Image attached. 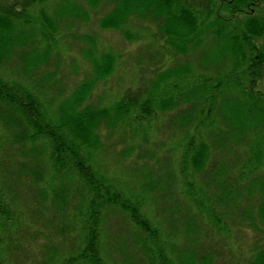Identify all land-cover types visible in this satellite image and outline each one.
<instances>
[{"label":"trees","instance_id":"obj_1","mask_svg":"<svg viewBox=\"0 0 264 264\" xmlns=\"http://www.w3.org/2000/svg\"><path fill=\"white\" fill-rule=\"evenodd\" d=\"M84 2L190 61L88 102L110 51L46 70ZM0 264H264V0H0Z\"/></svg>","mask_w":264,"mask_h":264},{"label":"rangeland","instance_id":"obj_2","mask_svg":"<svg viewBox=\"0 0 264 264\" xmlns=\"http://www.w3.org/2000/svg\"><path fill=\"white\" fill-rule=\"evenodd\" d=\"M84 3L90 14V21L88 24L78 27L77 31L78 33L84 31L87 34L92 35V37H96V42L88 43L86 40L80 41L71 38H67L68 44L65 42H59L57 50H54L51 54L49 66H46V70H48V74L51 75L53 74V71H55L57 75L56 78L61 80V84L70 88L80 81L88 71L90 72V65L85 54L88 53L91 55V52L98 54V52L110 51L115 57V68L112 74L106 79L98 80L88 102H97L101 105L107 104L109 101L118 97L126 87L134 86L135 89L139 84L141 86L148 84L156 74V72L151 70L153 68L151 65H157L164 70L171 68L175 64L178 65L190 61V54L187 56L175 55L171 58L164 57L162 61L155 59L151 64L149 63V65H141L142 67L139 66L137 62L140 55L146 60L153 53L155 55L157 53L155 49L157 47L153 37L155 27L150 24H143L144 26H140L136 19H131L126 26V29L124 28V31L100 30L97 20L108 10V8L100 6L95 9H90L86 2ZM48 6L47 3H44V8L47 12L49 11L47 10ZM72 27V31H75V24H73ZM125 30L127 31L126 34L135 35L139 37V39H127L124 37ZM52 61L58 63L57 68L51 66ZM46 70L44 68L45 72ZM68 90L69 89H67V91ZM167 142H171V139ZM122 148L123 145L119 144L117 146V151ZM128 175V171L122 172V176L126 177L125 180Z\"/></svg>","mask_w":264,"mask_h":264}]
</instances>
